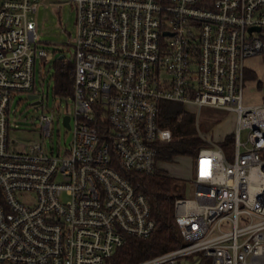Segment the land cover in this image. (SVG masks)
Instances as JSON below:
<instances>
[{
  "label": "built area",
  "instance_id": "obj_1",
  "mask_svg": "<svg viewBox=\"0 0 264 264\" xmlns=\"http://www.w3.org/2000/svg\"><path fill=\"white\" fill-rule=\"evenodd\" d=\"M43 1L0 0V264H111L127 237L153 233L134 177L153 174L157 145L173 139L162 100L236 112L235 151L199 150L195 195L176 200L184 244L132 264H264V101L244 103L245 60L264 54V0H56L76 9L74 114L63 116L73 138L20 150L14 95L44 104ZM55 116L41 115L44 136Z\"/></svg>",
  "mask_w": 264,
  "mask_h": 264
},
{
  "label": "rangeland",
  "instance_id": "obj_2",
  "mask_svg": "<svg viewBox=\"0 0 264 264\" xmlns=\"http://www.w3.org/2000/svg\"><path fill=\"white\" fill-rule=\"evenodd\" d=\"M33 17L37 23L39 45L45 48L48 56L38 58L36 64V90L40 93L44 104L35 106L28 93L20 92L12 100L10 137L16 140L17 149H26L34 142H44L48 148L57 151L59 146L69 145L73 138V129H68L63 123L65 114H74L73 95L61 96L55 92L54 74L57 60L74 63L76 35V9L68 1L44 0ZM246 81L244 86V103L254 104L264 101L260 83L264 81V54L248 57L245 60ZM190 104H184L189 110ZM196 119L199 135L209 142L208 146H220L225 136L234 132L237 114L234 111L219 109L212 106L192 108ZM55 110L56 116L51 136H44L41 131V115ZM190 111V110H189ZM74 120L72 119V125ZM246 141L247 133L242 132ZM235 145L224 150L227 158L233 160ZM194 159L190 156H180L173 162H160L159 166L170 175L178 177L177 190L184 197L193 198L195 187Z\"/></svg>",
  "mask_w": 264,
  "mask_h": 264
},
{
  "label": "trees",
  "instance_id": "obj_3",
  "mask_svg": "<svg viewBox=\"0 0 264 264\" xmlns=\"http://www.w3.org/2000/svg\"><path fill=\"white\" fill-rule=\"evenodd\" d=\"M55 92L61 96L74 94L75 65L62 58L57 60L54 74ZM194 114L185 109L184 104L162 100L159 105V123L172 131L173 139L157 145L158 167L150 175L136 174L150 205L156 222L153 233L148 238L127 237L125 243L114 254L111 264H132L184 244V239L176 219V200L184 198L177 190L178 177L170 175L159 166L162 162H173L180 156L195 158L199 150L208 146L196 128ZM234 132H230L220 142L223 151L234 145ZM210 264L209 259H205Z\"/></svg>",
  "mask_w": 264,
  "mask_h": 264
},
{
  "label": "water",
  "instance_id": "obj_4",
  "mask_svg": "<svg viewBox=\"0 0 264 264\" xmlns=\"http://www.w3.org/2000/svg\"><path fill=\"white\" fill-rule=\"evenodd\" d=\"M28 97L32 100V99H35L33 100V104H38L39 103V100L37 99L38 95L37 94H30L28 95ZM64 123L67 127L70 126L69 124V116H65V119H64Z\"/></svg>",
  "mask_w": 264,
  "mask_h": 264
}]
</instances>
